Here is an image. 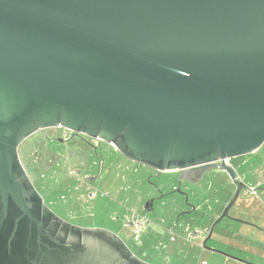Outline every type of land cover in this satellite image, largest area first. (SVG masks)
Here are the masks:
<instances>
[{
	"label": "water",
	"instance_id": "obj_1",
	"mask_svg": "<svg viewBox=\"0 0 264 264\" xmlns=\"http://www.w3.org/2000/svg\"><path fill=\"white\" fill-rule=\"evenodd\" d=\"M48 127L224 171L235 190L201 245L234 259L206 243L224 218L261 229L229 214L250 187L227 160L264 143V0H0V264H149L43 202L18 147Z\"/></svg>",
	"mask_w": 264,
	"mask_h": 264
},
{
	"label": "rangeland",
	"instance_id": "obj_2",
	"mask_svg": "<svg viewBox=\"0 0 264 264\" xmlns=\"http://www.w3.org/2000/svg\"><path fill=\"white\" fill-rule=\"evenodd\" d=\"M42 135L43 131L30 136L19 146L18 153L43 202L57 216L80 227L114 232L139 258L149 264H264V228L261 227L264 225V211L249 215V212L239 210L235 204L229 212L231 216L237 215L253 221L261 229L226 218L216 225L207 246L227 253L234 259L201 245L204 235L202 229L209 225V217L220 214L234 193L235 187L227 174L214 172L205 175L198 187L189 184L197 192L191 195L190 200L204 214L193 212L180 216L177 226H174L179 206L177 200L180 199L178 196H166L157 200L152 212L143 209L148 196L155 194V190L147 188L145 182L147 168L125 158L106 142H99L96 149L101 159L95 157L93 151L87 169L78 167L80 159L73 152L75 147L61 141H44ZM257 151L256 154L241 155L231 161L238 178L248 186L264 184V143ZM86 172L94 176L89 188L80 186V182L75 179L84 177ZM174 177L175 174L158 177V183L171 182ZM91 193L94 194L91 196ZM243 193L242 191L239 200ZM257 194L264 202V189L257 190ZM134 210L153 222L151 226L145 225L141 229L142 233L138 232L140 245L132 240L136 234L126 225ZM220 228L227 230L223 231V234L227 233L224 238L218 233ZM238 228L243 230L238 232L240 235L244 231H252L254 240L234 246L240 239L233 238V232L236 231L231 229ZM193 230L202 231L200 237L192 236V232L196 234ZM132 232L134 233L131 234Z\"/></svg>",
	"mask_w": 264,
	"mask_h": 264
},
{
	"label": "flooded vegetation",
	"instance_id": "obj_3",
	"mask_svg": "<svg viewBox=\"0 0 264 264\" xmlns=\"http://www.w3.org/2000/svg\"><path fill=\"white\" fill-rule=\"evenodd\" d=\"M41 131H43V135H42L43 137L42 138L45 139L44 141H47V142L61 141L63 143H66L67 145L75 147V149H73L74 150L73 152L74 153L76 152L75 153L77 155L76 157H78L80 159V164L77 165L78 167L80 166L82 168L84 167L85 169H87L88 160H89L90 155L93 153V151H94L95 157L101 159V156L98 155L97 152H96V149H97V147L99 145V142H103V141H101L99 139H95V138L89 137V136L81 134V133H75V132H73V131H71L69 129H65L63 127L43 128V129H40V130L36 131L32 135L37 134L38 132H41ZM32 135H30V136H32ZM63 135H65L64 136L65 140H64V138H61V137H63ZM28 138H26V139H28ZM110 146L113 147L112 145H110ZM232 159H234V158H231V159L227 160V163L229 165H231ZM138 164H140V163H138ZM140 165L145 167V168H147V170L145 172V182L147 184V188L155 190V194H151L150 196H148V198L144 202V205H145V203L147 201L152 199V204H151V207H150V209H151L150 211H147L146 209H144V205H143V209L146 212H152L155 202L157 200H159V199H163L166 196H178L180 198V199L177 200V202H178L177 204L179 206L177 207V216H176V219H175L174 226H177V222L179 220V217L180 216L184 217L185 215H188V212H190V213L197 212L200 215L204 214V212L202 210H200L198 205L195 202L190 200L191 195L192 194L194 195L197 192L195 190H192V188L189 187V184H193V185H196V187H198V185L201 183V181L205 177V175H207V174L211 175L214 172H216V173L217 172L225 173L222 170L215 169V170L207 171L202 176H200L197 171H194V172H189V171H184V170H181V171H159L157 169L145 166L143 164H140ZM253 170H254V173H255L254 167H253ZM77 172L79 173L80 171L78 170ZM167 174H175V177H174L173 181H171V179H170L171 182L167 181V182H163V183L159 184L158 183V177L166 176ZM186 176L190 178L189 181H186L184 179H180V177H186ZM75 179L80 182L79 183L80 186H84L85 188H89L90 183L94 180V176H92L91 174L86 172L84 174V177L81 176V178H75ZM249 187H250V190H247V191H250L251 193H254L256 190H263L264 189V184L262 186L261 185H257L256 187H251V186H249ZM261 187L263 189H261ZM253 189H255V190L253 191ZM243 192H245V190ZM93 194L94 193H91L90 195L92 196ZM185 194L187 195V201L185 199ZM190 204L193 205L194 209H192ZM218 215L219 214L209 217V219H211L210 225L212 224L214 217H217ZM132 217H142V216L137 214V212L134 210V211H132L130 219H132ZM130 219H128V222H127L128 224H126L128 226H129ZM145 219L147 220V223H146L147 227L151 226L153 224V222L151 220H149L147 218H145ZM210 225L208 226V228L202 229V231H204V235L202 236L203 239L206 237ZM193 231H198L199 232L198 237H200V234L202 233V231L201 232H200V230H193ZM139 232L142 233L143 231L140 230ZM133 233L134 232H132L131 234H133ZM135 234H136L135 235L136 237L132 238V240L136 244L140 245L141 244V239L139 238L140 233L137 232ZM181 238L183 239V237H181ZM137 257H139V256H137ZM141 260H143V259H141Z\"/></svg>",
	"mask_w": 264,
	"mask_h": 264
},
{
	"label": "crops",
	"instance_id": "obj_4",
	"mask_svg": "<svg viewBox=\"0 0 264 264\" xmlns=\"http://www.w3.org/2000/svg\"><path fill=\"white\" fill-rule=\"evenodd\" d=\"M257 152L258 151L256 150V151H254L253 153H250V154H256ZM250 186L251 187H254L253 185H250ZM261 189H263V188L261 187ZM236 204H237L239 210H243V212H247V213L249 212V215H251L253 212H256V211L257 212H263L264 211V202L259 197V195L257 194V190L254 193H251L250 191H245L243 193L242 199L239 200V198H238ZM234 216L239 217L237 215H234ZM239 218H241V217H239ZM242 219H244V218H242ZM262 221H263V219H262ZM210 222H211V220L209 221V225H210ZM243 225H245V224H243ZM208 226L206 228H208ZM261 227L264 228V225L261 226ZM219 230L220 231L218 233L220 234V236L222 234V236L224 238L227 233L225 232L223 234V231H227V230H223V228H220ZM231 231H236V232H233V235H232L233 238H235V240L240 239L239 242H235V245L234 246H236V247H238V245H241L242 243H248L250 240H254V237H255V235L253 234L252 231H250V232H245L244 231L245 233L243 232L242 233L243 235L238 234L239 231H243L242 229H239V228L237 230L231 229ZM258 231H260V230H258Z\"/></svg>",
	"mask_w": 264,
	"mask_h": 264
},
{
	"label": "built area",
	"instance_id": "obj_5",
	"mask_svg": "<svg viewBox=\"0 0 264 264\" xmlns=\"http://www.w3.org/2000/svg\"><path fill=\"white\" fill-rule=\"evenodd\" d=\"M147 220L144 217H132L129 222V226L134 230L135 233L139 232L142 228L145 227ZM199 232L191 233L192 236L198 235Z\"/></svg>",
	"mask_w": 264,
	"mask_h": 264
}]
</instances>
